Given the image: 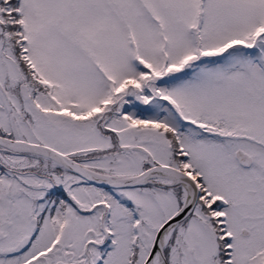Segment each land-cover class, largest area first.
Wrapping results in <instances>:
<instances>
[{
    "label": "snow or ice",
    "instance_id": "1",
    "mask_svg": "<svg viewBox=\"0 0 264 264\" xmlns=\"http://www.w3.org/2000/svg\"><path fill=\"white\" fill-rule=\"evenodd\" d=\"M0 264H264V0H0Z\"/></svg>",
    "mask_w": 264,
    "mask_h": 264
}]
</instances>
